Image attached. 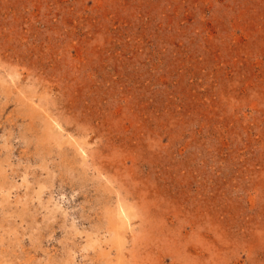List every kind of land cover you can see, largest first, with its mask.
I'll use <instances>...</instances> for the list:
<instances>
[{
	"label": "rangeland",
	"instance_id": "rangeland-1",
	"mask_svg": "<svg viewBox=\"0 0 264 264\" xmlns=\"http://www.w3.org/2000/svg\"><path fill=\"white\" fill-rule=\"evenodd\" d=\"M0 264H264V0H0Z\"/></svg>",
	"mask_w": 264,
	"mask_h": 264
}]
</instances>
